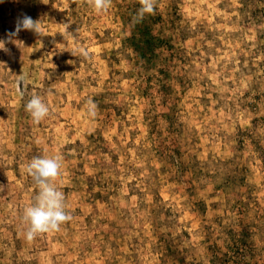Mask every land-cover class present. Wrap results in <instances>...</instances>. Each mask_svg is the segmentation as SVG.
<instances>
[{
    "label": "rangeland",
    "instance_id": "1",
    "mask_svg": "<svg viewBox=\"0 0 264 264\" xmlns=\"http://www.w3.org/2000/svg\"><path fill=\"white\" fill-rule=\"evenodd\" d=\"M139 7L0 0V264H264V0ZM37 155L73 219L29 242Z\"/></svg>",
    "mask_w": 264,
    "mask_h": 264
},
{
    "label": "clouds",
    "instance_id": "2",
    "mask_svg": "<svg viewBox=\"0 0 264 264\" xmlns=\"http://www.w3.org/2000/svg\"><path fill=\"white\" fill-rule=\"evenodd\" d=\"M85 3L96 13L107 12L112 0H85ZM140 7L132 16V23H140L146 15L154 14L157 0H139ZM40 20L30 16L18 18L15 31L9 36L18 35L22 30L31 31L40 36ZM0 50L7 51L5 42L0 40ZM87 57V52L83 53ZM71 63V61H69ZM87 115L94 117L97 105L89 99L85 105ZM24 111L35 124H39L50 116V108L42 94L34 92L24 105ZM62 157L60 155H37L23 165V171L33 181L37 192L31 204L23 210L22 223L25 226L24 236L29 242L38 236L60 231L61 227L70 222L73 217L66 210V196L57 185V179L62 172Z\"/></svg>",
    "mask_w": 264,
    "mask_h": 264
}]
</instances>
